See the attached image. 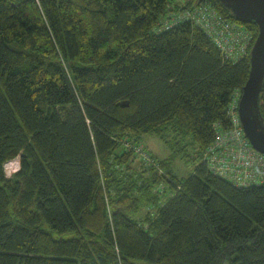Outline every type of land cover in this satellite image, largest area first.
I'll list each match as a JSON object with an SVG mask.
<instances>
[{
	"label": "trees",
	"instance_id": "trees-1",
	"mask_svg": "<svg viewBox=\"0 0 264 264\" xmlns=\"http://www.w3.org/2000/svg\"><path fill=\"white\" fill-rule=\"evenodd\" d=\"M205 5L257 37L218 0H0V264H264V185L205 162L251 70L174 21Z\"/></svg>",
	"mask_w": 264,
	"mask_h": 264
},
{
	"label": "built area",
	"instance_id": "built-area-1",
	"mask_svg": "<svg viewBox=\"0 0 264 264\" xmlns=\"http://www.w3.org/2000/svg\"><path fill=\"white\" fill-rule=\"evenodd\" d=\"M174 21H192L199 25L224 56L233 61L250 55L256 40L243 25L226 20L209 5L185 11ZM241 96L242 92L235 96L229 110L231 127L217 129L215 140L206 151L205 162L214 175L245 188L264 185V154L252 145L245 134L239 116ZM7 174L10 176L13 172Z\"/></svg>",
	"mask_w": 264,
	"mask_h": 264
},
{
	"label": "water",
	"instance_id": "water-1",
	"mask_svg": "<svg viewBox=\"0 0 264 264\" xmlns=\"http://www.w3.org/2000/svg\"><path fill=\"white\" fill-rule=\"evenodd\" d=\"M205 0H200L203 2ZM240 22L256 24L258 34L250 52L251 70L242 89L239 116L247 138L264 154V117L260 109L264 94V0H218Z\"/></svg>",
	"mask_w": 264,
	"mask_h": 264
},
{
	"label": "rangeland",
	"instance_id": "rangeland-1",
	"mask_svg": "<svg viewBox=\"0 0 264 264\" xmlns=\"http://www.w3.org/2000/svg\"><path fill=\"white\" fill-rule=\"evenodd\" d=\"M142 143L149 152L160 160L170 156L171 152L169 146L156 136H145ZM7 165L9 167V171L7 170V172L14 173L19 169V160H15V162L12 163L10 162ZM172 167L175 174L180 178H189L194 171L195 164L191 161L186 162L185 160L177 159Z\"/></svg>",
	"mask_w": 264,
	"mask_h": 264
}]
</instances>
